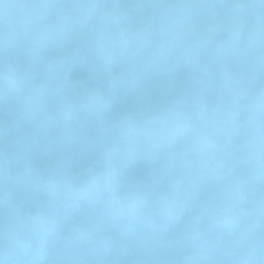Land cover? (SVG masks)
<instances>
[{
	"label": "water",
	"instance_id": "95a60500",
	"mask_svg": "<svg viewBox=\"0 0 264 264\" xmlns=\"http://www.w3.org/2000/svg\"><path fill=\"white\" fill-rule=\"evenodd\" d=\"M0 264H264V0H0Z\"/></svg>",
	"mask_w": 264,
	"mask_h": 264
}]
</instances>
